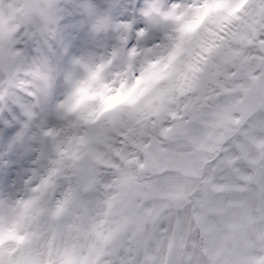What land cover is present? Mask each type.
Here are the masks:
<instances>
[{
    "label": "clouds",
    "instance_id": "1",
    "mask_svg": "<svg viewBox=\"0 0 264 264\" xmlns=\"http://www.w3.org/2000/svg\"><path fill=\"white\" fill-rule=\"evenodd\" d=\"M0 264H264V0H0Z\"/></svg>",
    "mask_w": 264,
    "mask_h": 264
}]
</instances>
